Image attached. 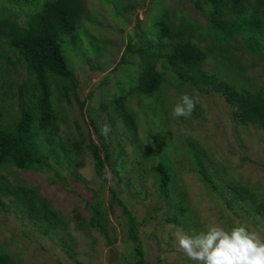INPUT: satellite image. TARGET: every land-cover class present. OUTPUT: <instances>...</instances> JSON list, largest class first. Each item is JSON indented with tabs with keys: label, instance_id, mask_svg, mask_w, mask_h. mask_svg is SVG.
Segmentation results:
<instances>
[{
	"label": "rangeland",
	"instance_id": "rangeland-1",
	"mask_svg": "<svg viewBox=\"0 0 264 264\" xmlns=\"http://www.w3.org/2000/svg\"><path fill=\"white\" fill-rule=\"evenodd\" d=\"M81 1L86 11L77 24L75 48L68 37L62 38V51L76 80L74 93H64L62 81L51 80L58 133L51 143H40L44 150L55 151L62 143L72 159L56 163L50 155L48 166L25 170L9 163L0 168V253L22 264H123L133 257V242L122 206L111 198L110 189L133 215L150 264H195L178 248L173 235L177 227L198 235L212 226L231 231L245 225L264 241V130L238 122L219 92L176 80L162 58L156 66L165 80L149 97L130 91L141 70L139 54L133 51L118 62L128 38L138 45L156 41L153 23L164 14L167 21L184 27H205L207 6L199 10L194 0ZM0 5L9 3L0 0ZM29 9L12 8L20 22ZM193 33L202 46L205 37ZM223 47L242 63V71L225 69L218 49L208 54L205 68L240 87L264 90V51L250 49L242 32L226 36ZM29 77L25 61L2 46L0 126H12L21 109L32 104L30 88L24 85ZM184 94L197 101L196 108L187 118H173L172 110ZM120 98L135 119L134 132L119 115ZM104 124L112 128L108 158L104 157L113 177L110 184L96 176L86 148L89 138L101 145ZM120 151L122 165L116 166ZM161 160L170 171L167 195L160 193L156 167ZM19 186L32 188L58 211L62 220L57 227L45 232L43 224L26 213L12 191ZM240 189L245 192L242 197L237 194ZM92 206H98L106 219L110 242L92 221Z\"/></svg>",
	"mask_w": 264,
	"mask_h": 264
},
{
	"label": "trees",
	"instance_id": "trees-1",
	"mask_svg": "<svg viewBox=\"0 0 264 264\" xmlns=\"http://www.w3.org/2000/svg\"><path fill=\"white\" fill-rule=\"evenodd\" d=\"M6 2L9 3L8 6L0 5V48L6 46L25 61L30 77L24 85L30 88L32 104L21 109L20 118L12 126H0V168L9 163L25 170L48 166L46 157L50 155L54 156L56 163L61 158L70 162L71 153L62 143L58 151L51 148L44 150L40 143L42 141L51 143V136L58 133V114L53 107L51 80L62 81L61 87L64 93L67 89L74 93L76 80L64 57L62 38L68 37L75 48L77 24L85 14V6L81 0H6ZM193 2L199 10H204L203 6H207L205 27L197 23L189 28L184 27L174 21H167V14H164V19L153 23L157 38L155 42L148 40L145 44L138 45L132 41V38H128L119 64L123 63L126 56L133 51H136L141 59L137 83L130 88V91L134 90L140 95L149 97L159 90L165 76L156 65L162 58L176 80L205 92L210 90L219 92L233 108V116L238 122L252 123L264 130V90L240 87L236 81H229L209 72L204 66L208 54L218 49L221 56L225 57L222 59L227 63L225 69L232 66L242 71V63L234 56L227 55L223 47L226 36H233L236 33L245 34L250 49L257 48L264 51V0H194ZM27 5L30 9L25 19L20 22L12 8L19 10V7ZM124 8L129 11L126 6ZM194 30L199 36L205 37L202 46L200 39L193 40ZM239 75L244 76L242 73ZM20 96L23 97L21 92ZM117 109L125 126L134 132L135 119L123 105L122 98L118 100ZM40 133L45 137L39 138ZM86 148L92 156L96 176L102 184H106L104 157L108 158L107 140L102 139L101 145L98 146L89 138ZM122 156L123 152L120 151L116 166L122 165ZM193 157L200 166V173L207 179L198 155L193 153ZM165 163L166 160H161L156 168L160 193L167 195L170 171ZM12 191L26 213L43 224L45 232L59 225L62 219L58 211L51 208L44 199L37 197L32 188L19 186ZM110 193L111 198L122 206L127 235L133 242V257L125 260L123 264H150L145 258L133 215L116 197L114 190L110 189ZM244 193L240 189L237 194L242 197ZM92 208L94 213L92 221L110 242L106 219L98 206ZM0 264L22 263L6 253H0Z\"/></svg>",
	"mask_w": 264,
	"mask_h": 264
},
{
	"label": "clouds",
	"instance_id": "clouds-1",
	"mask_svg": "<svg viewBox=\"0 0 264 264\" xmlns=\"http://www.w3.org/2000/svg\"><path fill=\"white\" fill-rule=\"evenodd\" d=\"M196 104L194 98L182 95L172 110L173 118H187ZM111 131V126L104 124L100 134L107 140ZM104 179L109 184L113 179L108 169L104 170ZM173 235L179 250L195 264H264V241L245 225L234 226L231 231L212 226L198 235H188L177 227Z\"/></svg>",
	"mask_w": 264,
	"mask_h": 264
}]
</instances>
